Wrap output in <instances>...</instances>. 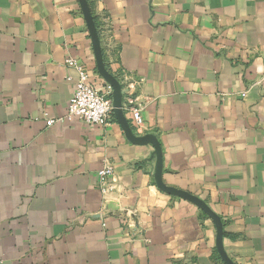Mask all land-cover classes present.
<instances>
[{"label":"crops","instance_id":"crops-1","mask_svg":"<svg viewBox=\"0 0 264 264\" xmlns=\"http://www.w3.org/2000/svg\"><path fill=\"white\" fill-rule=\"evenodd\" d=\"M0 264H264V0H0Z\"/></svg>","mask_w":264,"mask_h":264},{"label":"built area","instance_id":"built-area-1","mask_svg":"<svg viewBox=\"0 0 264 264\" xmlns=\"http://www.w3.org/2000/svg\"><path fill=\"white\" fill-rule=\"evenodd\" d=\"M67 63L75 64L71 58L67 59ZM134 82H124L123 91L124 99L129 103L133 102L131 91ZM129 109L132 112V117L136 125L141 123L140 108L130 105ZM112 112V104L110 98V90H99L87 82V76L80 73L75 81V86L72 95L69 99L65 118H77L89 124H105L108 122ZM62 119V118H58ZM54 120L49 119L48 124ZM100 189L102 192L107 190V185L110 177L113 174V166L110 163H105L97 172Z\"/></svg>","mask_w":264,"mask_h":264},{"label":"water","instance_id":"water-1","mask_svg":"<svg viewBox=\"0 0 264 264\" xmlns=\"http://www.w3.org/2000/svg\"><path fill=\"white\" fill-rule=\"evenodd\" d=\"M118 86H119V89H118V87H117V92H118V94H119V96H120L121 98H124V91H123V89H122V84H118ZM158 184H159V186H160L161 188H163V189H165V190H167V191H169V192H176V190H175L174 188H169V187H165V186H163V185L161 184L160 180L158 181Z\"/></svg>","mask_w":264,"mask_h":264}]
</instances>
